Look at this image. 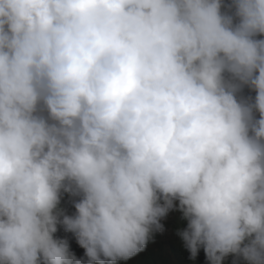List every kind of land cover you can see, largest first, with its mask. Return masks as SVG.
I'll list each match as a JSON object with an SVG mask.
<instances>
[{"label":"clouds","instance_id":"1","mask_svg":"<svg viewBox=\"0 0 264 264\" xmlns=\"http://www.w3.org/2000/svg\"><path fill=\"white\" fill-rule=\"evenodd\" d=\"M153 251L264 264V0H0V264Z\"/></svg>","mask_w":264,"mask_h":264},{"label":"trees","instance_id":"2","mask_svg":"<svg viewBox=\"0 0 264 264\" xmlns=\"http://www.w3.org/2000/svg\"><path fill=\"white\" fill-rule=\"evenodd\" d=\"M224 4H229L231 3V0H223ZM255 97V96H251ZM257 118H259L258 113H257ZM143 261L146 262V264H157V263H164L165 262V257L162 251H153L148 257H146Z\"/></svg>","mask_w":264,"mask_h":264}]
</instances>
